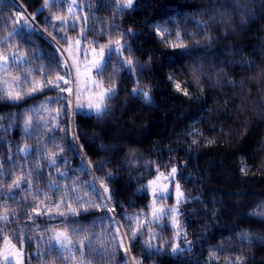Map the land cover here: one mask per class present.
<instances>
[{
	"label": "trees",
	"instance_id": "1",
	"mask_svg": "<svg viewBox=\"0 0 264 264\" xmlns=\"http://www.w3.org/2000/svg\"><path fill=\"white\" fill-rule=\"evenodd\" d=\"M80 2L85 38L122 44L98 72L116 95L102 119L71 100L52 131L31 111L58 91L17 106L0 98V250L9 237L26 264H264V0ZM44 5L0 0V54H22L54 80L67 64L61 37L81 26L55 31L66 5ZM24 13L35 31L17 23ZM173 167L184 198L154 220L149 181ZM166 201L176 203L173 192ZM110 216L125 235L109 230ZM59 230L76 256L53 244Z\"/></svg>",
	"mask_w": 264,
	"mask_h": 264
},
{
	"label": "rangeland",
	"instance_id": "2",
	"mask_svg": "<svg viewBox=\"0 0 264 264\" xmlns=\"http://www.w3.org/2000/svg\"><path fill=\"white\" fill-rule=\"evenodd\" d=\"M60 1H64V4L66 5V14L62 15L61 17H64V19L67 21V25L70 26L72 24H75V26H81V29L80 33L78 34L67 33L65 35V37H67L68 39V43L64 45L62 49L66 56V62L69 65V67L65 69V71L69 73V75L65 76V79H67L69 83L67 85H64V87H71L72 92L68 93L67 91H65L61 93L58 91L59 93L57 97H67V101H60V108L65 103H71V100H73L75 109H77V105H84L82 109L77 110H85L89 113L90 110L87 105L90 103H98L101 93L113 87L104 86L101 82H99V71L95 68L94 64L96 62H101L104 65L106 58L112 52H118L120 54L122 50V44L117 43L102 46L104 48V53L103 55H101L102 47L96 46L94 41H88L87 37L85 38V29H87V25L82 24L83 17L85 16V4H82L80 0ZM134 1L135 0H132V4L134 3ZM124 2L125 4H128V0H124ZM70 6H72L71 12L68 11ZM77 41L79 43H77ZM178 44L180 43L178 42ZM5 56L10 58L7 65H4L3 61V57ZM16 56L17 60H19L20 57H23L24 60L21 62L12 61L10 52L8 54H0V65H4L3 67H0V89L4 91L10 90L14 93L25 95L26 93L30 92L33 87H39L40 82L43 80L44 76L37 75L35 72H33L32 68L28 65L27 62L25 64V56L19 53H16ZM47 89V87L44 88V90ZM37 93L39 92L33 93L32 95H35ZM53 94L44 97L40 102L34 105L31 111L33 119H36L40 124L47 125L46 129L49 131L54 130V128H51L50 126H52L55 121L54 114H56V112L54 113L53 111V103L51 105V103H45V101H48L50 97H53ZM28 97L30 96H25V98ZM57 110H59V105ZM177 175L178 172L174 177L169 178L171 176L170 169L168 171L157 173L149 181L152 219H159L165 212L175 214V207L176 204H178V199L181 201L183 200L184 194L181 191V188L179 191L180 193H182V196H178L176 189V184H179V182H177ZM172 192L176 197V203L170 205L167 203V201L165 202V199ZM59 233L66 234V232L62 230L56 232L52 242L57 247L59 241H56L55 238ZM61 239H63V237H61ZM68 239L72 241L69 237ZM73 246L74 244L72 243V245L69 247ZM67 253L68 255H70L69 252ZM71 255L76 256L75 248H73ZM72 259L74 261V264H83L85 262L79 258V260L73 257ZM26 262L27 257L24 248L18 247L9 237H6L0 250V264H26Z\"/></svg>",
	"mask_w": 264,
	"mask_h": 264
},
{
	"label": "snow or ice",
	"instance_id": "3",
	"mask_svg": "<svg viewBox=\"0 0 264 264\" xmlns=\"http://www.w3.org/2000/svg\"><path fill=\"white\" fill-rule=\"evenodd\" d=\"M56 2H57V0H45L44 7H48V6H50V4H55ZM131 6H132V0H128V4L122 5L121 7H131ZM71 9H72V6L69 7L68 11L71 12ZM40 11L41 10L38 9L37 13H40ZM34 19H35V16L30 17V16H27L26 13H24L21 15V17H19L17 19V23L20 24L22 27L26 26V27H29L32 31H35V29L31 28V25L27 23V21L34 20ZM56 19L58 21H60V23L58 25H50V26L53 27V29L55 31L59 32L64 27V25L67 24V21L64 19V17H61V16H57ZM70 26L74 28L75 24H72ZM13 34H16V33L14 32ZM61 38L64 39L65 42H67V37H61ZM53 39H55V37H53ZM77 43H79V42L77 41ZM117 43H119V42H117ZM103 53H104V48L102 47L101 48V55H103ZM9 59L10 58L7 56L3 57L4 65H7L9 63ZM11 60L16 61V62H21L24 60V58L20 57L19 60H17L16 53L14 52L11 56ZM49 64H50V66H52L51 61L49 62ZM127 64L129 66V68H131L132 61L131 60L127 61ZM4 65H0V67H3ZM94 66L98 71H102V69H103V63H101V62H96L94 64ZM68 67H69L68 64H64L65 69H67ZM36 71H40V69H37ZM67 75H69V73L67 71H65V73L63 75L58 74L54 80H48L47 75L45 74L43 80L40 82V86L39 87H33L31 89V91L26 93L25 95H21L19 93H14L13 91L8 90V91H5L4 95L0 98L4 99L6 101L12 102L13 106H17L20 101L25 99V96H31L33 93H36V92H42L45 87H47L50 91H59L61 93L67 91L68 93H71L72 92L71 87H68V88L64 87V85H67L69 83V81L67 79H65V76H67ZM32 83H35V82H32ZM176 88H177V91H180V85L179 84L176 85ZM134 94H141L145 97L146 100L148 99V93L140 92L139 89L134 90ZM184 94L187 95V92H185ZM115 95H116V90L114 87L109 88V89L105 90L104 92H102L100 97H99L98 103H95V104L90 103L87 105V107L90 110L88 115H92L94 113L97 119H102L107 114V112L109 111V108L107 106L106 101L111 100ZM61 100L67 101V97H65V96L50 97L48 101H45V103H57V104H59ZM83 107H84V105H77V109H82ZM67 113H68V105H67V103H65L64 105L61 106L60 110L57 111L56 118H59V116H61V115L66 116ZM40 126H43V125H40ZM30 128H31L30 121H26L25 132H28ZM57 128H58V125H57ZM81 147H84V146L81 145ZM72 148L75 151L76 145L73 144ZM23 151L25 153H27L29 151L28 146H25ZM10 159H11V157H10ZM52 163L55 164V160H53ZM99 170H101V171L103 170V165H101ZM176 173H177V169L175 167H173L171 169V176L169 178L174 177ZM60 175L64 176V175H66V173H60ZM14 187L15 188L20 187V181L19 180L15 183ZM176 189H177L178 196H182V193H180V191H179L180 190L179 184H176ZM105 191H108V189L105 188ZM77 200L79 201V198H77ZM102 202L104 203L103 210L106 213L109 211H114V209L109 208V205L107 204V202L103 201V198H102ZM181 202L182 201L178 199V204ZM83 210L87 211V209H83ZM71 211H72L73 215L78 214L76 209H72ZM172 211H174V210H172ZM39 214L40 213H37V215H39ZM109 220L112 221V223L109 225V230L115 229L116 233L118 235H120L121 237L123 235H125V234L120 233V231H119L120 226L115 223V217L114 216H110ZM129 224H131V219H129ZM73 231H76V229H73ZM139 234H140V229H137L135 232L132 233V238L136 239ZM61 237H63V239H61ZM55 239H56V241H59L58 247L61 250H67L70 253L68 258H71V253L73 251V247H69V246L72 245V241H70L68 239L67 235L64 233H59V234H57ZM51 247L52 246H50V249H51ZM88 247L89 248L91 247V241L88 242ZM119 247L122 248L125 252L128 251V249L125 247V245L123 243V239H121L119 241ZM149 247H151V245H149ZM75 250H80V249H75ZM172 251H173V253H178L181 250L178 247H175L172 249ZM60 254L62 255V252Z\"/></svg>",
	"mask_w": 264,
	"mask_h": 264
}]
</instances>
